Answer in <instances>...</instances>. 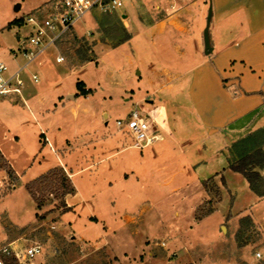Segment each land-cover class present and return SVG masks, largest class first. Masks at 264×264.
Instances as JSON below:
<instances>
[{"label": "crops", "instance_id": "crops-1", "mask_svg": "<svg viewBox=\"0 0 264 264\" xmlns=\"http://www.w3.org/2000/svg\"><path fill=\"white\" fill-rule=\"evenodd\" d=\"M16 2V12L7 17L4 25H0V59L6 61L11 69L21 61L11 53L17 43L11 37V29L18 25L11 22L23 15L20 12L25 0ZM43 2L40 0L30 10ZM137 3L158 7L167 3L169 13L155 23L146 24L136 8ZM127 6L131 8L130 12L128 8L119 15L128 36L104 53L118 50L125 44L131 46L129 73L119 85L127 93L126 100L137 95L134 88L144 92L141 98L151 104L148 110L161 128L163 139L138 148L132 137L128 140L130 134L119 127L115 131L108 130L107 98L111 97V80L88 77L84 80L81 72L90 62L78 70L75 64H66L67 60L56 62L54 51L46 63L30 66L31 71L41 74L42 80L38 83L30 78L26 80L23 95L26 105L22 100H0V124L7 131L28 126L30 120L27 116L36 122L33 125L37 126L40 149L34 155L43 150L38 159L44 163L25 181V187L49 169L65 167L74 185V191L66 195L70 208L67 212L72 213L73 225L78 221L90 225L96 220L88 216L98 215L94 203L98 204V197L104 195L100 188L110 189L114 182L120 181L127 186L136 178L141 191L148 193L155 189L170 195L196 183L201 194L194 210L196 213L204 198L210 197L211 191L205 182L213 180L218 184L223 179L225 185H220L222 194L216 208L197 219L201 223L221 212V221L230 211L234 213L233 206L240 196V192L230 184L231 175L233 177L239 172L228 167L226 148L233 141L264 126V0H138L129 1ZM210 7L212 52L206 53L204 30ZM100 14L88 13L77 24L78 38L75 42H84L96 32ZM26 74L29 77V73ZM72 74L80 79L72 80V83L64 80ZM99 88L103 91L107 88L108 91L97 97ZM135 103L139 104L138 101ZM130 110L121 115H127ZM4 136H0V150L13 167L15 164L5 147L7 139ZM43 136L51 140L50 144L41 141ZM129 149H135L137 153L118 158ZM114 170H117L116 176L113 175ZM259 171L264 177V167ZM99 172L105 175L101 184L97 181ZM81 173L93 177L90 179L92 190L88 196L74 201L79 191L75 177ZM243 188L255 204L264 202V196L254 192L248 181ZM108 196L105 194L104 198ZM4 197L0 200V245H23L27 240L26 230L37 220L40 209L27 190V198L35 207L34 218L25 220L19 213L12 219L3 203ZM253 200L242 212L252 215L264 228V208H257ZM5 214L12 226L10 230L1 229L4 228L1 220Z\"/></svg>", "mask_w": 264, "mask_h": 264}, {"label": "rangeland", "instance_id": "rangeland-1", "mask_svg": "<svg viewBox=\"0 0 264 264\" xmlns=\"http://www.w3.org/2000/svg\"><path fill=\"white\" fill-rule=\"evenodd\" d=\"M39 1L25 0L20 12L23 14L21 18L29 13L43 18L52 0H44L38 8L31 11L30 7L37 5ZM16 5V0H0V25H4L7 17L16 12ZM136 8L141 12V18L146 24L155 23L169 13L167 3L159 7L155 4L146 6L137 3ZM125 9L130 12L131 8L127 6ZM97 13L96 10L92 12L93 15ZM100 15V24L88 40L79 42L80 45L71 39L60 43V49L67 57L66 64H75L78 70L82 69L86 62H90L86 66L87 69L81 72V78L84 80L87 77L92 80H111L112 85L109 89L111 97L107 98L109 109L107 128L115 131L118 127L117 118L122 117L121 114L129 108L135 107V102L138 101L147 110L151 104L145 98H141L144 92L138 88H134L137 95L126 100L127 93L119 84L126 80L129 73L128 55L131 53V46L125 44L110 53L104 51L120 43L128 33L119 14ZM29 31L28 25L13 26L10 34L17 42L14 48L19 44L18 36ZM135 55L138 57L137 53ZM73 60L76 62L71 63ZM77 76L72 74L64 80L72 83V80L80 79ZM24 78L25 81L29 80L25 73ZM105 90L108 91L107 88ZM105 90L99 88L97 97L105 93ZM27 118L30 120L28 126L11 128L9 131L0 124V136H6L5 147L18 173L17 176L12 170V165L10 164V167L8 164L5 165V161L0 157V166L5 167L0 168V200L5 196L3 203L8 207L9 217L12 219L19 213L25 220L34 218L35 207L27 198L24 183L40 164L44 163H40L38 159L43 150L42 154L34 155L40 149L37 126L33 125L36 122L30 116ZM155 127L161 129L157 123ZM130 137L131 135H128V140ZM41 141L50 144L51 140L43 136ZM135 153H137L135 149H129L118 158ZM55 168H59V176L64 173L70 178L65 167ZM116 173L117 170H114L113 175L116 176ZM104 176V173L101 175L98 173V184L105 180ZM91 178L93 177L88 173L77 174L75 183L79 191L73 198L74 201L89 195L92 190ZM223 181L222 179V183L225 182ZM144 182L146 183L145 177ZM114 183L110 189L100 188V193L109 196L105 199L104 195H100L99 203H94L99 216L93 214L88 216L91 220L98 221V224L92 222L90 225L88 223L84 225L78 221L73 225L72 213L67 212L69 207L66 196L63 197V189H58V185L53 189L54 192L45 193V197L38 193L44 200V205L32 227L26 230L27 240L23 245L39 244L43 253L28 264H264V228L252 215L251 224L242 223L246 215L242 210L253 200L249 192L243 190V186L247 185L243 175L235 173L230 177L232 188L240 192L239 201L233 206L234 213L230 211L219 221L221 212H216L201 223L198 220L216 208L222 194L221 181L218 184L213 180L207 182L206 185L211 191L210 197L204 198L196 213L194 210L201 200L196 183H191L188 189L172 195L159 193L155 189L149 190L148 193L143 192L137 187L136 178L127 186L120 181ZM260 191L264 192V181L260 184ZM231 199L234 201L233 195ZM252 203L257 208H264V202L255 204L253 200ZM5 217L6 214L1 220L4 227L1 229L10 230L12 226ZM258 251L262 253L261 257L256 255ZM5 262L19 264L13 256L6 257Z\"/></svg>", "mask_w": 264, "mask_h": 264}, {"label": "built area", "instance_id": "built-area-1", "mask_svg": "<svg viewBox=\"0 0 264 264\" xmlns=\"http://www.w3.org/2000/svg\"><path fill=\"white\" fill-rule=\"evenodd\" d=\"M129 1L138 0H52L51 6L43 18L29 13L23 16L21 25H28L30 31L18 36V46L12 49L15 58L21 61L15 69H11L0 59V100L10 99L12 102L24 100L26 81L24 73H29L30 80L40 81V74L30 70L33 63L44 64L53 56L58 63L66 61V55L60 49V43L76 40V26L88 13L94 10L100 13L119 14L123 12ZM21 18V17H20ZM117 126L133 138L134 145L144 148L163 139L162 131L155 127L151 111L136 104L125 116L117 118ZM39 244L0 245V264H6V257L13 256L19 264H28L42 255ZM261 257L262 253H256Z\"/></svg>", "mask_w": 264, "mask_h": 264}, {"label": "trees", "instance_id": "trees-1", "mask_svg": "<svg viewBox=\"0 0 264 264\" xmlns=\"http://www.w3.org/2000/svg\"><path fill=\"white\" fill-rule=\"evenodd\" d=\"M21 23L22 18L15 19L11 22V24L19 25ZM82 93H86L85 90H82ZM225 156L228 167L233 171L241 173L249 182L250 188L258 195L264 196V192L260 191V184L264 181V177L259 171L260 168L264 167V126L233 141L226 148ZM0 157L5 161V165L8 164L10 167V163L1 150ZM0 168L5 167L0 166ZM12 170L14 172L13 167ZM59 171V168H51L26 184L27 190L34 198L39 209L44 205V200L40 198L39 195L43 194L45 197V193L48 191L54 192L53 189H56L57 185L58 189H63V197L74 191L71 178L64 173H61L59 176ZM207 182L208 181H206L205 184H207ZM68 210H70V208ZM210 212L212 211L210 210L207 213ZM242 220L244 221L242 222L243 224L249 225L252 223V216L247 214Z\"/></svg>", "mask_w": 264, "mask_h": 264}, {"label": "water", "instance_id": "water-1", "mask_svg": "<svg viewBox=\"0 0 264 264\" xmlns=\"http://www.w3.org/2000/svg\"><path fill=\"white\" fill-rule=\"evenodd\" d=\"M211 17H212V8L210 7L208 17H207V24L204 30V43H205L206 53L212 52V46L210 44V36H209V26H210Z\"/></svg>", "mask_w": 264, "mask_h": 264}]
</instances>
